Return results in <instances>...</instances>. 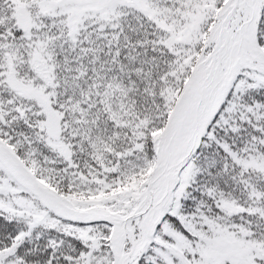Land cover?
<instances>
[{
  "label": "snow or ice",
  "instance_id": "1",
  "mask_svg": "<svg viewBox=\"0 0 264 264\" xmlns=\"http://www.w3.org/2000/svg\"><path fill=\"white\" fill-rule=\"evenodd\" d=\"M0 264H264V0H0Z\"/></svg>",
  "mask_w": 264,
  "mask_h": 264
}]
</instances>
